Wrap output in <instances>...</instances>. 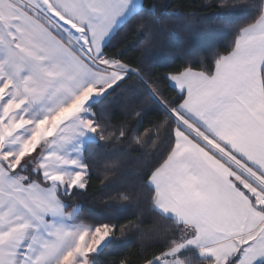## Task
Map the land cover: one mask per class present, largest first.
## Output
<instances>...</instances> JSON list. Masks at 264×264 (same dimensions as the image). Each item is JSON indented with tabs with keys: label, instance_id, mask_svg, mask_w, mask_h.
Wrapping results in <instances>:
<instances>
[{
	"label": "snow or ice",
	"instance_id": "obj_1",
	"mask_svg": "<svg viewBox=\"0 0 264 264\" xmlns=\"http://www.w3.org/2000/svg\"><path fill=\"white\" fill-rule=\"evenodd\" d=\"M208 7L201 28L154 0H0V264H264V0ZM173 19L175 58L242 22L208 64L153 75ZM128 32L147 37L139 63L118 47ZM125 142L152 158L108 199L143 201L147 230L81 200L94 178L111 186L119 163L98 153ZM137 233L134 253L114 251Z\"/></svg>",
	"mask_w": 264,
	"mask_h": 264
},
{
	"label": "trees",
	"instance_id": "obj_2",
	"mask_svg": "<svg viewBox=\"0 0 264 264\" xmlns=\"http://www.w3.org/2000/svg\"><path fill=\"white\" fill-rule=\"evenodd\" d=\"M155 3H167L169 7L179 5L181 12L192 13L191 23L203 28L205 22L198 19L201 16H211L216 9L208 7L209 4L215 2V0H154ZM237 3H242L243 0H235ZM184 21H177L175 19L171 21H162V28L166 35L163 37H157L156 41L151 49L148 50L149 58L144 60L145 67L152 72L153 75L165 73L174 70L178 67L182 61L192 60L200 66L208 64L213 59V49L223 53L232 39V27L235 24L242 22V19H235L233 25H217V31L213 33V39L210 43L206 41H197L194 44H190L185 40L184 46L190 51V55H184L183 53L179 58H175V49L178 46L177 33L179 32V25ZM146 36H142L139 33L128 32L122 34L119 38L118 47L123 53L124 59L132 61L134 64L141 61V54L144 52V41ZM130 83H132L130 81ZM162 87L164 84L162 83ZM169 97L173 95L171 90L166 93ZM123 105L119 108H115L111 113V119L114 123H118L124 119ZM151 118V117H149ZM137 125L133 124V127ZM149 127L147 124V118L143 126H141V132L145 128ZM150 147V146H149ZM135 145H131L127 142L124 144L105 145L98 153V158L102 162H118L119 167L112 170L108 175L106 183L111 186L104 187V184L100 180L93 179L92 187L89 192L81 198L85 210H91L95 214H107L113 215L120 219L121 223L143 221V229L147 230L153 227L155 217L149 213L147 205L143 201L133 200L131 202L111 200L109 196H115L117 192L131 188L136 183L137 174L141 173L144 164L147 160L151 159L149 149L144 151H136ZM103 175L101 179H103ZM140 239L139 233L131 236L127 243L119 245L114 251L122 254L125 252H135L139 246ZM112 256H104L101 259L111 260Z\"/></svg>",
	"mask_w": 264,
	"mask_h": 264
}]
</instances>
